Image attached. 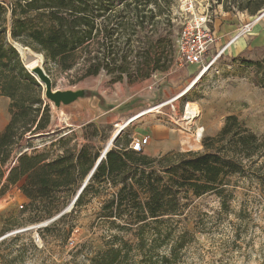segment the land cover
Here are the masks:
<instances>
[{
	"label": "trees",
	"instance_id": "1",
	"mask_svg": "<svg viewBox=\"0 0 264 264\" xmlns=\"http://www.w3.org/2000/svg\"><path fill=\"white\" fill-rule=\"evenodd\" d=\"M207 2L214 12L252 18L264 10V0ZM175 6L177 0H0V96L9 100L10 116L0 132V198L19 187L26 199L20 212L27 217L25 226L51 222L64 213L102 150L92 141L100 133L95 124L82 128L81 143L76 132L53 130L44 87L27 70L16 45L43 56L46 73L67 76L70 85L101 74L115 83L125 78L137 83L169 71L174 63ZM163 30L167 35L156 39ZM243 62L264 86V57ZM52 138L57 139L38 148L37 141ZM132 142L125 131L117 138L71 211L37 230L44 243L50 233L63 248L80 209L104 195L99 221L116 234L104 239L102 249L87 252L88 264H178L194 239L185 222L197 199L214 195L227 208L235 179L264 187V136L236 115L203 140L202 152L150 157L133 151ZM26 238L18 233L0 241V264H11L14 247ZM29 242L39 251L30 237Z\"/></svg>",
	"mask_w": 264,
	"mask_h": 264
},
{
	"label": "rangeland",
	"instance_id": "2",
	"mask_svg": "<svg viewBox=\"0 0 264 264\" xmlns=\"http://www.w3.org/2000/svg\"><path fill=\"white\" fill-rule=\"evenodd\" d=\"M204 12L209 15L217 43L201 65H183L175 58L169 71L155 72L137 83L129 82L128 78L115 83L106 74L77 85H70L67 76L50 77L53 93L64 97L59 102L48 100L43 86L44 99L55 118L53 130L76 132L81 143L82 128L95 124L100 133L92 141L103 152L118 126L134 120L124 131L132 141L148 138L147 146L152 143L156 157L172 151L202 152L203 140L214 137L229 115L238 116L252 131L264 136V86L258 85L255 70L243 62L264 57V20L254 25H263L262 33L254 36V26L250 32L244 31L252 17L214 12L207 0H177L173 8V42ZM166 35L163 30L156 39ZM34 55L38 54L29 49L21 54L25 65L35 60ZM89 92L100 98L89 97ZM189 103L200 112L191 123L185 119ZM8 106L9 100L0 96V132L10 120ZM151 109L156 110L149 112ZM143 113L146 114L138 117ZM200 129L202 138L197 142ZM57 138L43 142L38 148L43 149ZM197 143L199 147H195ZM235 182L234 199L229 207H222L216 196L208 195L197 199L186 212L189 221L185 224L194 239L181 253L178 264H264V187L246 179ZM104 198L102 195L87 201L80 209L74 233L61 248L50 233H46V243L40 239L37 230L46 222L25 226L27 217L20 212L26 201L15 188H10L0 198V237L9 229V234L20 232L28 238L14 247L9 257L11 264H88L87 252L102 249L104 239L116 234L106 221H99ZM69 207L66 212L71 211ZM16 225L21 227L15 228ZM29 237L39 251L32 249Z\"/></svg>",
	"mask_w": 264,
	"mask_h": 264
},
{
	"label": "built area",
	"instance_id": "3",
	"mask_svg": "<svg viewBox=\"0 0 264 264\" xmlns=\"http://www.w3.org/2000/svg\"><path fill=\"white\" fill-rule=\"evenodd\" d=\"M264 20V10L253 18L245 27V32H250L253 26ZM211 20L207 12L197 16L192 25L184 29L174 40L175 58L183 65H201L209 50L216 45L217 36L210 28ZM217 60V59H216ZM215 61V60H214ZM149 139H135L131 148L135 152H143Z\"/></svg>",
	"mask_w": 264,
	"mask_h": 264
},
{
	"label": "water",
	"instance_id": "4",
	"mask_svg": "<svg viewBox=\"0 0 264 264\" xmlns=\"http://www.w3.org/2000/svg\"><path fill=\"white\" fill-rule=\"evenodd\" d=\"M20 53V52H19ZM21 55V53H20ZM41 56V55H40ZM43 59V56H41ZM25 64V63H24ZM26 66V65H25ZM27 68V67H26ZM27 70H29L27 68ZM38 81L42 86H45V96L48 100L50 101H54V102H59L63 97V95L57 93L54 94L53 93V83H52V79L50 78V76L46 73L45 69H44V59H43V64L41 68H37L36 70H34L33 72H30ZM146 113L141 114V116L145 115ZM140 116V117H141ZM134 120L128 122L123 128L122 130L119 132L118 135H116L110 142L109 146L102 152L100 159L98 160L94 170L91 172V174L89 175V177L87 178V180L85 181L83 187L81 188L80 192L78 193L77 197L74 199L73 203L71 204V206L69 207V209L71 210L74 207L75 202L77 201V199L79 198V196L81 195V193L83 192L84 188L87 186L88 182L90 181V179L92 178L94 172L96 171L97 167L100 165V163L102 162V160L106 157L107 153L112 149V146L114 145L115 141L117 140V138L121 135V133L124 131V129L130 124L132 123ZM66 213V211L64 212ZM64 213H62L60 216H62ZM60 216H58L57 218H55L54 220H52L51 222L55 221L56 219H58ZM46 223L44 226H47L49 223ZM20 232L14 233V234H18ZM12 236V234L9 235H5L3 237L0 238V241L8 238Z\"/></svg>",
	"mask_w": 264,
	"mask_h": 264
},
{
	"label": "bare ground",
	"instance_id": "5",
	"mask_svg": "<svg viewBox=\"0 0 264 264\" xmlns=\"http://www.w3.org/2000/svg\"><path fill=\"white\" fill-rule=\"evenodd\" d=\"M19 52H21L22 55H24L28 49L20 46V45H16ZM35 56V60L32 62V63H29L27 62L26 63V67L29 69L30 72H33L34 70H36L37 68H41L42 67V64H43V59L40 55H34ZM23 58V57H22ZM158 109V108H156ZM156 109H151L149 110V112H152ZM200 115V112L198 110V108L193 104V103H189L187 108H186V112H185V119L188 120L190 123L192 121H194L198 116ZM141 116V115H140ZM138 116V117H140ZM127 124V123H126ZM126 124H123L122 126H118V130L115 132L114 136L112 137V139L119 134V132L122 130V128L126 125ZM202 131L203 130H199L198 133H197V136H196V141L199 142L200 139L202 138ZM111 139V140H112ZM111 140L109 141L108 145L106 146V148L109 146ZM194 147V146H192ZM195 147H199V144L197 143ZM105 148V149H106Z\"/></svg>",
	"mask_w": 264,
	"mask_h": 264
},
{
	"label": "crops",
	"instance_id": "6",
	"mask_svg": "<svg viewBox=\"0 0 264 264\" xmlns=\"http://www.w3.org/2000/svg\"><path fill=\"white\" fill-rule=\"evenodd\" d=\"M262 31H263V25H258V26H254V29H253V33H254V36H256V35H259L260 33H262ZM55 118L53 117V120H54ZM36 143H38L37 145H39L38 147H40L41 148V145H42V141H37ZM143 153L145 154V153H149V155H151L152 157H156V153L154 152V146L152 145V143H151V145L150 146H145L144 147V150H143ZM145 155H147V154H145ZM150 156V157H151ZM15 190L20 194V196L24 199V201H26V199L24 198V196L22 195V193H21V191H20V189H19V187H15Z\"/></svg>",
	"mask_w": 264,
	"mask_h": 264
}]
</instances>
